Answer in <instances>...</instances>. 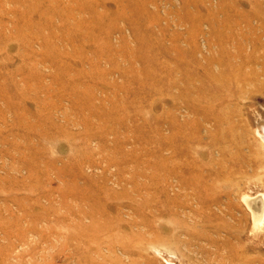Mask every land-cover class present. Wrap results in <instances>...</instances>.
Wrapping results in <instances>:
<instances>
[{
	"label": "rangeland",
	"instance_id": "1",
	"mask_svg": "<svg viewBox=\"0 0 264 264\" xmlns=\"http://www.w3.org/2000/svg\"><path fill=\"white\" fill-rule=\"evenodd\" d=\"M0 264H264V0H0Z\"/></svg>",
	"mask_w": 264,
	"mask_h": 264
},
{
	"label": "bare ground",
	"instance_id": "2",
	"mask_svg": "<svg viewBox=\"0 0 264 264\" xmlns=\"http://www.w3.org/2000/svg\"><path fill=\"white\" fill-rule=\"evenodd\" d=\"M255 215V214H254ZM256 216V215H255Z\"/></svg>",
	"mask_w": 264,
	"mask_h": 264
}]
</instances>
